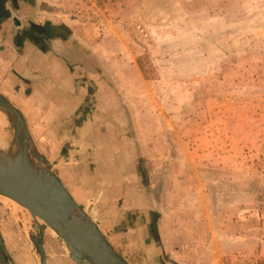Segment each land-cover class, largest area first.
Instances as JSON below:
<instances>
[{
    "label": "rangeland",
    "instance_id": "1",
    "mask_svg": "<svg viewBox=\"0 0 264 264\" xmlns=\"http://www.w3.org/2000/svg\"><path fill=\"white\" fill-rule=\"evenodd\" d=\"M45 1L75 22L71 45L97 69L89 77L103 81L105 95L90 103L96 160L82 159L92 149H66L76 134H33L31 121L63 185L96 167L101 179L131 175V196L153 192V213L124 218L122 231L117 205H87L103 210L111 240L121 237L117 248L133 264H264V0ZM7 205L0 197L4 244L18 264H40L33 217L24 211L27 229ZM40 223L48 264H77Z\"/></svg>",
    "mask_w": 264,
    "mask_h": 264
},
{
    "label": "crops",
    "instance_id": "2",
    "mask_svg": "<svg viewBox=\"0 0 264 264\" xmlns=\"http://www.w3.org/2000/svg\"><path fill=\"white\" fill-rule=\"evenodd\" d=\"M73 29L75 22L63 17L60 7L53 2L0 0V93L23 113L30 130L33 125L31 121H34L33 134H76L75 138H71V146L66 149L77 152L92 149L93 151L85 153L82 159L96 160L100 145L95 144L97 128L91 119L98 111L90 107V103L94 101L93 98L98 102L103 100V81H91L89 73L95 75L94 72L98 71L88 68L87 57L75 53L71 45ZM93 83L99 86L100 91L94 92ZM72 120L74 127L68 130L67 124ZM87 137L91 141H87ZM56 141L59 142L58 139ZM83 160L81 164L85 165ZM76 164L73 163V169ZM94 169V172L82 170L81 174L76 173L74 178L68 179L66 189L88 212L116 250L133 264L123 250L117 248L118 245H123L121 237L115 235L116 241L111 240L108 234L111 225L108 219L103 218V210L97 204L89 210L87 205L93 203V198L94 202L112 207L113 211L117 205V212L113 214L116 216L114 222L122 224L118 229L122 231L128 229L122 223L124 218L130 216L131 220L138 223L144 215V209L147 214L153 213V192L145 188L140 192L141 198L138 199L139 197L131 196L128 191L131 186H128V183L132 181L131 175L117 180L111 171L101 179L102 174L96 167ZM103 186L106 195L102 197L98 190ZM120 204L121 207L118 206ZM157 229L162 235L160 228ZM152 235L150 234V240ZM155 243V240H151L146 242V245L155 250ZM157 245L165 254H170L167 244L158 242ZM6 250L8 257L0 251V264H18L21 261V258L11 253L7 245ZM171 258L175 263L183 264L180 259Z\"/></svg>",
    "mask_w": 264,
    "mask_h": 264
},
{
    "label": "water",
    "instance_id": "3",
    "mask_svg": "<svg viewBox=\"0 0 264 264\" xmlns=\"http://www.w3.org/2000/svg\"><path fill=\"white\" fill-rule=\"evenodd\" d=\"M0 109L11 127L9 147L0 150V195L20 203L32 215L35 232L30 238L40 264H48L40 220L66 244L77 264H130L60 181L37 149L25 116L2 93ZM0 251L8 257L1 231Z\"/></svg>",
    "mask_w": 264,
    "mask_h": 264
},
{
    "label": "bare ground",
    "instance_id": "4",
    "mask_svg": "<svg viewBox=\"0 0 264 264\" xmlns=\"http://www.w3.org/2000/svg\"><path fill=\"white\" fill-rule=\"evenodd\" d=\"M9 126H10V123H9L6 113L0 109V150L7 151L9 147V141L11 140V133L9 132V130L7 131V128ZM0 197L4 199L5 201H7L8 203L7 206L11 208L12 212L25 225V227L26 226L29 227L32 224L33 220L31 222H28L27 215L25 214L26 212L30 215L26 207H24L23 205H21L20 203L16 202L15 200L9 197L3 196V195H0ZM85 263L87 264L88 261H85Z\"/></svg>",
    "mask_w": 264,
    "mask_h": 264
}]
</instances>
